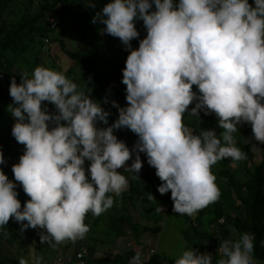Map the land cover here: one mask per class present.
<instances>
[{
    "label": "clouds",
    "instance_id": "1",
    "mask_svg": "<svg viewBox=\"0 0 264 264\" xmlns=\"http://www.w3.org/2000/svg\"><path fill=\"white\" fill-rule=\"evenodd\" d=\"M136 19H142L147 34L132 48L131 40L139 36ZM98 21L130 49L122 69L128 103L112 101L119 111L113 123L108 124L109 112L101 103L63 71L36 66L9 85L8 110L17 118L12 135L24 145L12 170L30 199L22 208L15 182L0 169V228L11 217L21 232L41 229V242L51 247L85 238L86 214L99 216L113 206L114 196L128 188L117 169L138 177L141 152L162 181L158 191L171 190L173 211L194 216L219 199L211 167L221 159H247L236 146L238 125L250 122L255 140L264 143V0H108L93 17ZM43 101L56 111H47ZM200 111L216 114L223 129L219 136L212 129L194 134L184 123L186 112L200 118ZM122 127L137 134L131 150L114 134ZM143 199L141 209L153 196ZM83 248L77 254L81 264ZM127 248L136 251L129 264H145L152 256V251ZM253 250L254 234L244 232L219 243L215 262L212 253L189 247L174 264H254ZM19 264L29 260L21 256ZM33 264H42V258L36 256Z\"/></svg>",
    "mask_w": 264,
    "mask_h": 264
},
{
    "label": "trees",
    "instance_id": "2",
    "mask_svg": "<svg viewBox=\"0 0 264 264\" xmlns=\"http://www.w3.org/2000/svg\"><path fill=\"white\" fill-rule=\"evenodd\" d=\"M18 2L21 4L19 10L16 11L14 8ZM84 2L85 4H83ZM86 2L87 0H41L36 5L35 10L32 11L21 0H0V69L8 74L11 67L18 62L16 57L22 56L26 52L25 58L32 65L34 61L30 56L35 55L34 57L38 59L39 51L45 46L44 38L50 35V32L55 31L54 26L57 25V22H55L56 25L51 23L49 26L46 23L50 15L59 10L61 11L60 17L63 18V10L67 6L75 5L77 15L81 20L77 27L81 31L78 48L68 49L61 40V49L65 52L68 61L62 62L61 58L64 55L58 54L59 62L57 63L53 59L51 65L53 68L56 67L57 71H63L68 78L72 73H75V67L81 65L84 77L75 74L72 78L73 82L78 85V89L82 88L86 94L90 95V98L101 103V106L109 112L108 124H111L119 114L118 107L113 105L112 101H116L119 106H126L128 103L126 85L122 82V69L125 67L130 49H126L123 43L119 48H113L112 52L109 50L105 52L100 47L88 46L90 37L99 35L100 31L106 27L99 21L93 23V17L108 0H91L92 4L95 5L94 7ZM249 3L254 4V0H249ZM11 8L14 10L13 15L10 18L4 17L5 11ZM154 8L155 5L153 4L149 10H154ZM135 27L139 36L131 40L132 48H137L140 39H143L147 34L142 19L135 20ZM109 36L107 35V37ZM107 44H111V42H107ZM192 89L197 93L199 92L196 85H192ZM0 100L7 107L13 102L4 94L2 85H0ZM47 103L54 108L55 112V105L51 102ZM194 104L195 101L190 103L189 108L193 107ZM183 121L193 130L194 134H199L203 129H212L219 136L223 131L214 112L205 114L200 111V118L191 116L186 112ZM98 126L106 127L107 125L98 122ZM250 126V122L240 123L238 130L233 133L236 146L246 153L247 159L239 161H232L231 158L221 159L211 167L215 176V183L220 190V196L217 201L199 210L195 214V218L173 211L171 190L164 194L158 191V185L162 181L156 175L155 168L148 164L145 153L140 154L142 167L137 174L138 177L134 173L124 172L122 167L117 169L128 179V188L120 196L111 194L114 196L113 206L99 216H94L91 213L86 214L84 222L89 225V231L84 239L76 241L79 242L77 249L72 258L64 264H81L82 261L77 257V254L82 246L84 247L83 250H86L83 256V264H129L136 251L131 248L122 250L115 245L114 242L116 241L111 242L108 237H99V231L92 228V225L99 224L101 221L116 219L126 222L130 218V206L125 205V210H118L115 204L130 201L132 205L139 206L142 197L145 198L143 200L149 199V193L153 199L142 209L151 208L153 217L156 219L168 216L169 225L170 222H176L186 241V249L193 247L202 253H212L215 261V258H218V247L221 241L228 238L236 239L241 233L249 232L254 234L253 260L258 261L259 264H264V143L260 142L262 150L259 156L253 147L255 140L250 139L253 134V132H249ZM11 127L13 126L11 125ZM114 134L117 135L118 139L124 140L129 149H132L138 139L137 134L127 127L114 129ZM0 141L3 143L4 153L16 158L13 164L17 163L23 154L22 151H24V149L21 151L20 147L24 148V145L16 141L12 135V129L0 135ZM89 163V161H85L86 170ZM126 163L130 165L132 160H128ZM13 164L8 165L5 162L0 164V169L15 182L18 192L17 198L21 201L23 208L24 202L30 197L24 192L22 185L15 181L12 170ZM159 207H164L168 214L164 211H157L156 209ZM144 216L150 217L146 213ZM93 218L94 221L91 225L90 221ZM222 218H225L224 223H220ZM182 222L185 225H181ZM207 223H210V228L203 226ZM213 224H218L219 227L212 228L211 225ZM135 226L134 231L138 234L140 224H135ZM162 227L155 225L144 228L160 233ZM20 229L21 224L11 217L7 225L0 228V264H19L21 256L25 259L29 256L31 259L29 264H33L36 256L42 258V264H55L57 260L54 253H57V250L47 242H41L39 235L41 229L29 227L23 232ZM100 230L103 231V227H100ZM234 232L236 236H233ZM67 243L69 244V241ZM64 253H66L65 248ZM150 261L151 258L145 264Z\"/></svg>",
    "mask_w": 264,
    "mask_h": 264
},
{
    "label": "rangeland",
    "instance_id": "3",
    "mask_svg": "<svg viewBox=\"0 0 264 264\" xmlns=\"http://www.w3.org/2000/svg\"><path fill=\"white\" fill-rule=\"evenodd\" d=\"M21 2L33 11L35 10L36 5L41 2V0H21ZM20 4L21 3L19 2L15 4L14 9H16V11L19 10ZM83 4H85V2ZM75 8V5L72 7L67 6L62 12V14H64L63 18L60 17L61 11L59 10L54 11L53 14L50 15L46 23L49 26L51 23L52 25H56L55 22H57V25L54 26L55 31L50 32V35L44 38L45 46H43L42 50L39 51L38 59L34 57L35 55L30 56L34 61L32 65L28 63L27 59L25 58V55L27 53L26 52L23 53L22 56L20 55L19 57H16L18 58V62L11 67L10 72L8 74H5L0 69V85H2V87L4 88V94L7 95L11 100H13V98L9 94V85L13 77H15L17 83H20V72H27L29 75H31L32 71L36 66H45L56 70V67H52L51 62L53 59L57 63L59 62L60 59L58 58V54H62V56L64 55L61 58L62 62L66 60L68 61V58L64 54L65 52L61 49V40L64 42L68 49L74 50L78 48V42L81 37V31L77 27L80 25L81 20L79 19V15H77L78 13L76 12ZM81 9H83V6H81ZM13 13V8H11L10 10H6L4 13V17L10 18ZM107 35H110V38L107 37ZM107 42H111V44H107ZM121 43L122 42L119 37L112 36L111 34H108L103 30L100 31L99 35H92L88 40L89 47H100L102 48V50H105V52H107V50H109V52H112V49L119 48L121 46ZM74 72L75 73H72L70 75L69 79L73 80L72 78L75 74L77 76L81 75L84 77L83 68L81 65H77L74 69ZM47 102L48 101H43L42 107L46 105V110L50 113H53L54 108L50 106ZM16 119L17 118L11 115L10 111L8 110V107L5 106L0 100V135L11 131V125L13 126V123H15ZM249 132H253L252 127L250 128ZM250 139L255 140L253 134ZM2 145L3 143H1L0 141V150H2L3 152L5 162L8 165H12L15 162L16 158H13L12 155H7L6 153H4V148L2 147ZM253 147L254 150L260 156L262 150L260 142L255 140ZM140 154L143 155L144 153L141 152ZM133 155H135V153H133L132 156ZM134 158L135 157H131V159L129 160H133ZM144 203V201H140L139 206ZM115 205L118 210H125V205L130 206V218L126 222L120 221V219H116L107 220V222L101 221L99 222V224L97 223L95 225L93 224L92 228H96V230L99 231V237H108L110 238L111 242L116 241L114 242L115 245L122 250H126L128 246H131L136 250L140 251L141 253L152 251L151 255L154 252L155 245L156 253L152 256L150 255L151 261L148 264H174L175 259L178 258L184 250H186V241L184 240V237L181 234L180 227L178 226V224H176V222H170L169 225L168 216H165L162 219H156L153 217V210L151 208L143 210L138 206L132 205L130 201H124L122 204L121 202H117ZM161 210L168 214L164 207H162ZM144 213L148 214L150 217L144 216ZM191 217L195 218V215ZM136 222L140 224L138 234H136V232L134 231V225ZM91 223L92 221H90V224ZM155 225H161V227L164 226L162 227V232L157 233L154 231H148V229L144 228L145 226L151 227ZM181 225L185 224H183L182 222ZM203 226L205 228H210V223L204 224ZM100 227H103V231L100 230ZM211 227L218 228L219 225L213 224L211 225ZM119 234H121V238L118 239ZM233 236H236L235 232L233 233ZM129 241L130 243L126 247V244ZM78 245L79 242L69 241L68 244L67 241H65L53 247L55 250H57V253L62 255L64 258L62 262H57L54 260L55 264H64L69 259H71ZM64 248L66 253H64ZM7 249L8 247L6 248V250ZM26 258L29 260L30 263V257L27 256ZM257 262L258 261L254 260V264H259Z\"/></svg>",
    "mask_w": 264,
    "mask_h": 264
},
{
    "label": "built area",
    "instance_id": "4",
    "mask_svg": "<svg viewBox=\"0 0 264 264\" xmlns=\"http://www.w3.org/2000/svg\"><path fill=\"white\" fill-rule=\"evenodd\" d=\"M23 148L22 147H20V150H22ZM81 257V256H80Z\"/></svg>",
    "mask_w": 264,
    "mask_h": 264
}]
</instances>
